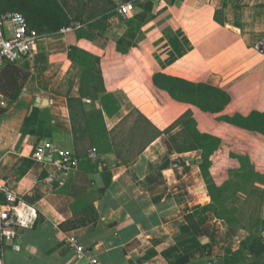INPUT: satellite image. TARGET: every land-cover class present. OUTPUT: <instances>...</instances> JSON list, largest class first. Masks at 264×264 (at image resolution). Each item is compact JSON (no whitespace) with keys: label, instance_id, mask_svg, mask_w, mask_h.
Returning <instances> with one entry per match:
<instances>
[{"label":"crops","instance_id":"1","mask_svg":"<svg viewBox=\"0 0 264 264\" xmlns=\"http://www.w3.org/2000/svg\"><path fill=\"white\" fill-rule=\"evenodd\" d=\"M126 1L50 0L29 20L33 58L0 70L25 73L13 96L0 83V186L25 201L0 264H91L70 236L97 264H264V134L225 119L264 114V0H153L122 16ZM169 77L230 100L205 111ZM186 114L220 140L211 180L236 188L233 223L214 205L201 234L185 215L212 203L202 157L173 141ZM44 141L79 158L95 146L96 170L77 161L48 183L50 160H34Z\"/></svg>","mask_w":264,"mask_h":264},{"label":"built area","instance_id":"2","mask_svg":"<svg viewBox=\"0 0 264 264\" xmlns=\"http://www.w3.org/2000/svg\"><path fill=\"white\" fill-rule=\"evenodd\" d=\"M151 1L153 0H129L118 6V12L122 16H128L136 3L146 4ZM41 36L35 28L30 27L21 12L0 13V70L7 64L30 61ZM262 46L264 48V42ZM98 156V149L95 146L91 147L88 157L97 161ZM34 160L42 163L50 160L51 169L45 177L50 184L60 181L78 163L70 151L56 147L50 141L37 145ZM23 205L25 201L21 196L7 186H0V238L2 240L9 242L17 239L16 227H21V222L15 217H17L18 208ZM68 242L77 248L76 258L78 260L87 258L91 264L98 263L95 256L87 255L86 251L78 246L75 236H70Z\"/></svg>","mask_w":264,"mask_h":264},{"label":"trees","instance_id":"3","mask_svg":"<svg viewBox=\"0 0 264 264\" xmlns=\"http://www.w3.org/2000/svg\"><path fill=\"white\" fill-rule=\"evenodd\" d=\"M52 7V6H51ZM50 7V0H0V13L6 12V11H19L21 12L27 19L28 24L31 28L32 25L30 24L29 20L30 18L36 14L37 12L41 11H47L51 9ZM36 29V28H35ZM41 35L42 32H40L38 29H36ZM9 74L11 71L8 72ZM164 76V75H163ZM159 80V79H158ZM157 80V81H158ZM167 87L173 92V94L182 97L187 98L189 101V93L193 95V102L197 104L201 109L205 111H218L221 110L230 100L229 95L220 89L213 88L208 85H189V82L185 80H179L174 78H168ZM213 102L215 104H213ZM96 115L98 114L97 111H95ZM84 121L86 122L87 117L85 115ZM225 119L229 122H232L234 124L240 125L242 127H245L247 129H252L254 131H258L264 134V114L261 112H252L247 117L236 115L235 117H225ZM181 123V122H180ZM188 125V124H186ZM184 125V127H186ZM189 127L193 130L194 139L196 140V143H200V147L202 150V162H201V169L203 172V176L205 177L206 183L208 184V189L210 192V195L212 197V203L211 205L203 206L199 209H197L193 213H188L185 215V219L187 220L188 225L191 226L192 231L194 233H199L201 225L205 223L207 220V214L205 217V213L212 209L214 206L215 201H218V204H222L220 201V198H224L228 195L227 188L224 186H217L210 178V172L209 168L211 165V156L213 153L218 149L220 145V140L218 138L208 136V135H201L197 132L195 128V122L191 116H189ZM174 136V140L175 141ZM198 141V142H197ZM176 144V142H175ZM176 147V146H175ZM178 151H182L180 149H177ZM73 156L77 159V161L80 163L81 169L87 170V171H95L96 164H90L91 159L89 157L85 158H79V155L73 154ZM96 163V162H95ZM87 164H90L89 166ZM96 165V166H95ZM213 206V207H212ZM197 215L200 217L198 218ZM175 264V263H171Z\"/></svg>","mask_w":264,"mask_h":264},{"label":"rangeland","instance_id":"4","mask_svg":"<svg viewBox=\"0 0 264 264\" xmlns=\"http://www.w3.org/2000/svg\"><path fill=\"white\" fill-rule=\"evenodd\" d=\"M7 66H4V70H2L3 68L1 69V72L3 71L2 73H4V71L7 70V69H5ZM8 77H9V79L6 80L0 74V83L2 82L3 89L6 90L10 96H13V94L15 93L14 92L15 89L19 86V83L22 82L23 78L25 77V73L24 72L21 73L19 71H14V72H11ZM21 107H23V105H21L19 107L17 106L18 109H21ZM179 122L182 123V126H184L186 124H188V125H186V127H184L183 131L179 132L177 134V136L175 137L177 149H180L182 151H190L192 153V155L195 154V155H199L200 157H202V150H201V147L199 145L200 143H198V144L196 143V140L194 139V135H193V130L191 129V127H189V114H186L185 116H183ZM239 171H242V169H239ZM220 184H222V185H220L221 187L224 186L225 188H227V192L231 196H226L224 198L223 197L220 198V201L222 202V204H218V201H215L214 205L219 206V211H220V214H216V216L220 217V215H221L222 217L225 218V222H228L231 224V223H233V216H234V213H233V200H234L233 190L236 189L235 184H234L233 180L226 181V182L220 183ZM207 188H208V186H207ZM210 198L212 201V197H210ZM197 217L199 218L200 216L197 215ZM205 217H206V213H205ZM223 223H224V221H223ZM214 226L211 225V227L207 228V231L210 233V235L212 237L215 236L216 230H217L216 227H214ZM205 230L206 229L201 227L200 232L197 234H201ZM211 236H209V237H211Z\"/></svg>","mask_w":264,"mask_h":264}]
</instances>
